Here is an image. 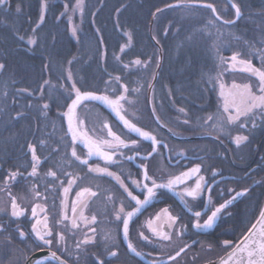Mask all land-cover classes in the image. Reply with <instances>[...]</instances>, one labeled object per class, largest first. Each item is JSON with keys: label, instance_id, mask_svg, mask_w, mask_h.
Returning a JSON list of instances; mask_svg holds the SVG:
<instances>
[{"label": "flooded vegetation", "instance_id": "flooded-vegetation-1", "mask_svg": "<svg viewBox=\"0 0 264 264\" xmlns=\"http://www.w3.org/2000/svg\"><path fill=\"white\" fill-rule=\"evenodd\" d=\"M45 86L46 84L41 85L37 94L33 93L34 91L32 90L21 92L20 89H27L25 84L23 88H15L14 91H18V96L31 97L32 100H27L26 103L18 102L19 99L17 101L16 99L12 100L10 101L9 110L7 111L6 109L5 111L4 109L3 111L1 109L0 112V126L3 128L0 132V189H5V177L9 171L19 169L20 172L24 173L23 176H18L16 181H9L7 189L0 190V207L8 208L7 214L10 216V200L7 193L11 191L12 195L17 197V202L26 210L24 216L20 217L19 220L11 217L10 219L13 222H18L15 227L12 224L11 229L14 232L18 233L17 227H19L26 234L24 240L19 238V234L17 236V243L24 244V248L21 247V249L24 252H27L26 250L28 249H34L28 257L41 251L36 248L39 242L35 240L34 235H29L31 225L35 222L31 216V208L35 203H40L42 207L46 208L49 225L53 228L54 235L56 231L63 230V225H57L55 221L59 218L61 201L64 199L63 189L59 181L63 180L64 186H67V181L71 178L64 175V171L72 173L73 176L83 178L76 181L67 196L69 205L68 215L70 217L72 215L71 204L76 199L78 191L84 187H88L92 191H96L98 195L96 197L85 196L82 198L88 205L82 209L84 215L89 219L95 216L96 222L94 224L90 223L88 227H85L83 222H80V229H72L70 232H65L67 252L58 249L54 240L50 250L57 251L58 255L60 253H68L70 257L76 258L78 256L79 259H85L88 261V264H94V252H99L100 257L105 259L108 264H147L149 260L153 259H156L158 264H206L220 258L226 252L223 246V234L226 235L227 230H230L231 227L233 228L230 221L235 216L239 207L245 205L247 202L249 191L259 184L261 180L260 173H264V122L258 119V126L255 129H252L250 124L243 129L232 126L230 128L231 136L225 133L217 139L216 133L210 128L212 121H209L207 125L203 122V118L208 115L196 116L194 119V122H197L196 125L193 123L192 118L190 119L187 115V119L191 123L185 125L183 123V120L186 118L184 114L179 112V109L172 110L171 107L167 106L172 105L173 100L172 96H169L166 91H158L155 94L156 101L153 103V90L149 92L150 87L148 86L146 96L144 97L145 100L141 102V105L140 98L143 94H128L129 99L135 101V107L125 105L130 114L126 118H130L133 123H136L143 130L151 131L161 142L157 153H154L152 158L147 161L149 174L158 180H166L170 176L179 175L181 172L199 165L201 167L200 175L204 176L203 184L205 189L197 200L185 197L187 205L181 201L180 196L167 190H161L162 194H158L151 204L145 206L133 217L129 224V240L138 251L144 253L142 257H138L129 252L127 248L128 241H125L123 237L122 222L115 219V210L119 209L121 202H123L126 211H130L135 202L127 198L126 193L123 192L112 178L88 173L87 166L80 165L78 161H75L71 157V148L69 147L71 137L70 135H66L68 127L67 118L61 115L62 112L67 110L65 107L66 99L64 100V96L62 97L58 93L54 95V101L46 100L44 91L47 95L53 94L54 85L47 86V89H44ZM42 87L43 92H41ZM117 87L119 88L117 94H119L123 89L120 86ZM130 87L145 89L143 85ZM49 88L52 90H48ZM29 92L31 95H29ZM216 94L218 110L212 114L220 115L222 100L219 97L218 84L216 86ZM201 95L203 98L206 97L205 93ZM67 100L70 102L69 99ZM45 102L49 104L47 116L41 115L39 110L40 105ZM143 103L145 109L143 108ZM30 104L32 107H29ZM150 106L151 109L153 107L156 108L161 121L167 127H161L156 123L152 117ZM176 111L180 113L178 116L174 113ZM188 111H186L187 114ZM4 113H7V116ZM17 113H23V115L18 116ZM77 113L79 118L85 121L84 127L89 131L90 135H94L93 129L96 130L95 134L98 135L101 122L107 121L113 131L121 134L122 138L127 135L139 141L140 156H137L134 161L117 157V159L121 160V163L118 165H108V167L117 174L122 173L121 178L125 180L129 189L133 191V194L140 195V198L143 199L140 190L131 184V180L142 179V170L139 165L141 157L151 150V143L128 133L127 129L107 109L94 102H85L77 110ZM169 128L172 131H169ZM260 128L261 130H259ZM106 131L105 129V134ZM237 134L248 135L249 140L237 147L232 139ZM6 136H10L9 142H5L4 140ZM41 141L44 143L41 144ZM29 143L36 147L37 155L41 157L38 176L35 178L27 176V173L31 171L32 163L31 153L27 147ZM164 145H167V147H164ZM75 147L79 155L82 157L86 156L87 149L82 144L77 143ZM53 149H57L58 151L54 152ZM123 151L128 155L133 154L128 149H123ZM65 153H67V156H65ZM180 153H183V155H179ZM62 159L72 162L71 164L65 163L62 169H58L55 165ZM89 164L93 167L97 165L101 167L105 166L104 161L97 156H93L89 160ZM50 168L57 171L58 179L45 175ZM194 181L195 177L189 180L187 185L181 184L177 186L176 192H182L186 186H194ZM33 184L36 185V190L42 194L41 197L33 198L31 195L30 189ZM245 188L249 189L247 194L237 197L229 205L228 209L220 214L213 228L197 230L193 227L196 220V217L193 215L195 211L201 212L200 221L203 222L207 219L208 215H211V211L215 207L231 199L237 191H242ZM207 189L211 191L209 192ZM230 189L234 191H230ZM108 196H112V202L107 200ZM165 208L173 216L179 218L172 229H167V225L165 224V230L171 231L173 234L171 242H163L156 239L146 226L147 220L154 219L156 214ZM80 211L81 209L78 207V214ZM38 214L40 216L43 215V213H39V210ZM162 219L166 220L164 217ZM4 221L1 220V222ZM65 223L68 222L66 221ZM159 223L157 222V225ZM2 224L6 225L5 223ZM6 227L10 228V224L6 225ZM92 228H95L96 231H90ZM141 231L149 236L153 240V243L142 240L139 235ZM181 231L183 235L177 236V232ZM72 233H75V235ZM85 234L94 237L96 243L82 246L80 250H77L75 248L76 241L82 239ZM106 234H111L113 240L106 242L104 240ZM106 243L109 248L117 251L118 255L116 257L107 255L105 249ZM185 245H191V247L181 253L176 260L169 259L170 256H174ZM50 250L47 246L43 249V251ZM149 252L152 253L151 256L147 255ZM26 260L23 264H25ZM42 262L43 264H55L50 260ZM68 264L70 263L68 262Z\"/></svg>", "mask_w": 264, "mask_h": 264}, {"label": "trees", "instance_id": "trees-1", "mask_svg": "<svg viewBox=\"0 0 264 264\" xmlns=\"http://www.w3.org/2000/svg\"><path fill=\"white\" fill-rule=\"evenodd\" d=\"M40 2L41 0H10L7 9L0 8V63L6 65L5 70L0 72V112L1 109L8 111L12 100L19 99L18 102L25 103L32 100L31 97L18 96L15 88H23L25 84L27 90L37 94L45 80L50 84H46L44 89L54 85L53 94L47 95L44 91L46 100H55L54 95L58 93L67 100L65 90H70L73 82L82 91L115 97L119 92V85L115 81L112 87L116 91L112 92L110 87L106 91V81L115 76L121 77V83L129 88V93L143 94L140 98L141 105L145 100L146 89L153 81L152 74L156 73L159 46L163 62L153 89V103L158 91H166L173 100L172 105L167 106L172 110H189L188 117L196 125V116L209 115L218 110L217 85L214 87L207 81L209 76L215 77L221 72L219 57L229 59L234 52H239L241 58H249L245 56L247 49L243 41L256 42L259 47V37L264 34V0H234L241 7L242 16L232 25L215 21L214 26L207 29L211 35L201 31L210 18L214 19L208 9L197 8L191 14L167 10L159 14L151 24L152 13L156 8L175 3L176 0H84L82 18L79 12L61 15L64 12L63 5L69 0H48L44 23L33 32L32 29L36 28L39 21ZM205 2L216 6L222 20L235 18L234 11L226 0ZM70 3L74 4L75 0H70ZM17 5L21 9L19 13L15 11ZM118 8L121 9L119 14L116 12ZM69 15L72 16L71 21L68 19ZM73 26L77 28L75 37L71 32ZM125 32L131 33L130 46H126L128 37ZM232 34L242 40H233ZM19 35L26 38L35 36L38 45L29 46L26 40L18 39ZM153 36L159 40L158 46L152 42ZM122 46H125L124 52L120 51ZM116 57L120 59L117 60ZM137 58L142 61H148L149 58L151 60L145 68L132 63ZM252 62L257 67L261 63L255 57ZM124 64L129 67L124 68ZM69 70L72 72V80L67 79ZM134 85H143L145 89L133 92L131 90L135 88L130 86ZM202 93L206 94L205 98ZM143 108L145 109L144 103ZM174 113L177 116L180 114L177 111ZM4 114L7 116V113ZM2 130L0 126V132ZM4 140L9 142L10 136H6ZM260 176L259 184L249 191L247 202L239 207L230 221L234 229L230 226L227 234H223L224 241L238 243L263 208L264 173H260ZM0 223L10 224L7 232L0 233V264H23L34 249H28L27 252L21 249L24 244L17 243L18 233L11 229L12 224L15 227L18 222H13L8 214L0 215ZM9 235L11 243L6 239ZM229 250L231 249H224V254ZM94 254L100 256L99 252ZM60 255L70 264H88L85 259L77 261L68 253Z\"/></svg>", "mask_w": 264, "mask_h": 264}, {"label": "snow or ice", "instance_id": "snow-or-ice-1", "mask_svg": "<svg viewBox=\"0 0 264 264\" xmlns=\"http://www.w3.org/2000/svg\"><path fill=\"white\" fill-rule=\"evenodd\" d=\"M231 8L234 9L235 18L232 20H223L225 25L235 24L236 21L242 16L241 7L238 3L234 2V0H230ZM10 6V0H0V8L7 9ZM85 2L84 0H75V3L72 4L66 2L63 5L64 12L61 15L65 14H75L77 12L80 13L81 18L84 14ZM48 8V0H41L40 2V15L39 21L36 25V28H33L32 31L36 32L37 28L41 24L44 23L45 13ZM204 8L211 11L214 19H209L207 25L204 29H201L202 32H207L208 27L214 26L215 21L221 20L222 17L218 14L217 8L214 4L205 2V0H176L175 3H168L165 6V9L156 8V11L152 13L154 19L157 18L158 13L164 12L166 9H173L177 11H185L189 14L193 12L194 9ZM15 11L19 13L21 11L19 5H17ZM121 9H116L117 14ZM69 21H71L72 16H68ZM178 31V29H177ZM72 35L75 37L77 35V28L75 26L71 29ZM99 32V29H97ZM128 37L127 45L130 46L132 36L130 32L124 33ZM208 35H211L210 32H207ZM165 35H167V30H165ZM233 40L239 42L242 40L241 37L232 34ZM18 39L21 41L26 40V43L29 46L38 45V39L35 36H28L27 38L23 35H19ZM153 39L159 43V40L155 36ZM191 39V37H189ZM102 42V41H101ZM259 47H257L256 42L244 40V47L247 49L245 56L249 58H241V54L239 52H234L228 60H225L224 57H219V66L221 67V72H218L215 77L209 76L208 83L213 84L215 87L217 84L219 86V97L222 100V105L220 106L222 111L220 115L211 114L203 118L204 124H208L209 121H212L210 128L213 132L216 133V138L219 139L221 135L227 133L231 136L230 128L235 126L237 128L243 129L251 124V128L255 129L258 124L257 120L259 119L261 122H264V34L259 37ZM125 46L120 48L121 52H124ZM259 58L261 63L260 66L257 67L253 64L252 58ZM117 60L120 57H116ZM148 61H142L137 58L132 61L133 64L137 66H143L147 68ZM71 64V61H69ZM228 64V68L224 69L222 66ZM159 60L156 62V67L158 68ZM47 67V65H46ZM128 64H124V68H128ZM6 65L4 63H0V72L4 71ZM238 71L241 73H247L248 79L243 83H237L233 81L230 85H226L223 82L222 72L223 71ZM152 78L155 79V73L152 74ZM254 78V79H252ZM67 79L72 80V72L69 70L67 73ZM115 81L123 91L119 94L115 95L113 98L110 94H97L94 91L81 90L76 86V83L73 82L70 90H65L68 96V100L65 101L66 111L62 112L61 115L67 118V132L66 135H70L71 143L69 147L71 148V157L74 158L75 161H78L80 165L87 166L88 173H94L99 176H107L112 178L119 187L126 193L127 198L130 201L135 202L134 206H132L130 211L125 210V206L123 202H121V206L118 210H115V219L117 221L122 222V232L125 241H128L127 248L129 252L133 253L135 256L142 257L144 253L137 250V248L133 245V243L129 240V224L132 221L133 217L137 215L145 206L151 204L153 199L157 197L158 194H162L161 190H167L168 192H172L175 195L180 196L182 202L187 205V201L185 197H190L192 200H197L205 191L204 189V176L200 175L201 167L196 165L188 169L187 171L181 172L179 175L170 176L166 180H158L154 176L149 174V168L147 161L152 158L154 153H157L158 146L160 145V141L157 139V136L154 135L151 131L143 130L141 127H138L136 123H133L128 117L130 114L126 109L125 105L130 107H135V101L129 99V88L121 83V77L115 76L112 77L109 81H106V91L110 87L112 92H115L116 89L112 87V83ZM44 84H50L49 81L45 80ZM151 88L152 85L149 84ZM21 92L28 91L27 89H20ZM43 87L41 88V92H43ZM133 92H138L139 89H132ZM7 95V93H5ZM29 95L31 93L29 92ZM86 101H97L100 104L106 106L115 114V116L119 119V121L123 124L124 128L127 129L128 133L135 134V136L141 138L143 141H149L151 143V150L146 152L140 161V169L142 170L141 175L142 179H132L131 184L135 186L136 189L140 190V193L143 195V199L140 198V195H134L133 191L129 189V186L125 183V180L121 178V174H117L114 171H111L108 165H118L121 163L120 159L117 157H121L128 161H134L137 156H140L141 153L139 151V141L137 139L131 138L127 135L122 138L121 134H117V132L113 131L112 127L109 125L107 121L101 122V127L99 129V134L96 135V130L93 129L94 135H90L89 131L85 129L84 124L85 121L80 119L77 113V110L83 105ZM29 107H32L30 104ZM49 108L48 103H43L40 105L39 110L41 115L47 116V109ZM179 112L183 113L186 117L183 120L185 125H189L191 121L187 119V112L184 108H180ZM152 116L155 118L156 122L161 127H167L161 121V117L157 114L156 108H152L151 112ZM18 116H22L23 113H17ZM134 115V114H133ZM106 131V134L104 130ZM169 131H172L169 128ZM110 138V139H109ZM234 143L237 147H239L242 143H245L249 140L248 135L237 134L232 137ZM44 142L41 141V144ZM80 143L84 148L87 149L86 156H81L78 154L75 145ZM29 152L31 153V171L27 173L29 177H37L38 176V167L41 164V157L37 155L36 147L29 143L27 145ZM167 147V145H164ZM123 149H128L132 152V155H128L123 151ZM53 151H58L57 149H53ZM179 155H183L180 153ZM67 156V153H65ZM97 156L101 158L105 166L101 167L99 165L93 167L89 164V160L93 157ZM72 161L67 159H62L57 162L55 167L58 169H62L65 163L71 164ZM24 173L20 172L19 169L16 171H9L7 176L5 177V189H7L9 181H16L18 176H23ZM48 177H52L53 179H58L57 171L52 170L51 168L45 174ZM64 175L71 177L67 181V186H64V181L60 180V186L63 189L64 199L61 201V212L59 218L55 221L57 225H63V230H58L53 232V228L49 225V217L46 214L47 210L45 207H42L40 203H35L31 208V216L34 218L35 222L31 225V232L29 235H34L37 243L36 248L43 251L44 247L47 246L49 250L55 240L57 248L63 252H67L68 249L66 247V235L65 232H70L72 229H80V222H83L85 227L88 225L94 224L96 222V217L92 216L90 219L86 217L83 213L84 208L88 205L82 198L85 196L88 197H96L98 193L96 191H92L91 188L84 187L80 191L76 193V199L72 201L71 204V217L68 215V201L67 196L71 191L73 185L77 180L83 179L80 176H73L72 173L64 171ZM215 175V173H213ZM195 177L194 186H186L183 188L182 192H176L177 186L184 184L187 185L189 180H192ZM0 189V190H5ZM209 192L210 189H207ZM230 191H234L231 190ZM249 189L245 188L242 191H237L235 195L225 202L221 203L218 207H215L214 210L211 211V215L207 216V219L203 222L200 221L201 212L195 211L193 215L196 217V220L193 224L197 230H208L213 228L214 224L218 220L220 214L228 209L229 205L233 203V201L237 197H242L247 194ZM31 195L33 198L41 197V193L36 190V185L33 184L30 189ZM8 197L10 200V217L16 218L19 220L20 217L24 216L25 209L21 207V205L17 202V197L12 195L11 191H8ZM46 199V197H45ZM107 200L112 202V196H108ZM78 207L81 211L78 214ZM43 213L42 216L38 214ZM191 210V209H189ZM0 213H8V208L0 207ZM162 217L166 218V220L162 219ZM179 218L173 216L167 208L162 209L160 213H157L154 219H149L146 221L147 229L152 233V236L156 239L163 242H171L173 240V234L171 231L165 230V224L167 225V229H172ZM68 223H65V222ZM157 222H160L157 225ZM183 227V226H182ZM7 227L0 223V233L7 232ZM17 231L19 234V238L24 240L26 238L25 232L17 227ZM90 231L95 232L96 229L92 228ZM75 235V233H72ZM140 238L142 240L147 241L148 243H153V240L144 234L143 231L139 233ZM183 235V232H177V236ZM6 239L8 243H11V236H7ZM104 240L106 242L112 241L113 237L111 234H106L104 236ZM95 238L90 237L87 234L84 235L82 239L76 241L75 248L80 250L82 246H86L89 244H95ZM224 248L231 249V251L227 252V258H221L220 264H264V208L259 210V215L255 220V223H252L250 227L247 229L246 234L243 235L242 239L238 243L233 244L232 241L225 240L223 241ZM191 247V245H185L180 248L179 251L176 252L174 256H170L169 259L176 260L177 257L181 255V253L185 252L187 248ZM105 249L107 251V255L110 257H116L118 255L117 251L109 248L107 243L105 244ZM86 251V249H84ZM148 256H151L152 253H147ZM50 258L54 259L57 264H68V261L62 259L60 255L57 254V251L50 250ZM27 264H43V262L39 259L33 261L32 258L27 257ZM77 261H79V257H76ZM94 264H108V262L101 258L99 255L94 257ZM147 264H158L156 259L149 260Z\"/></svg>", "mask_w": 264, "mask_h": 264}, {"label": "water", "instance_id": "water-1", "mask_svg": "<svg viewBox=\"0 0 264 264\" xmlns=\"http://www.w3.org/2000/svg\"><path fill=\"white\" fill-rule=\"evenodd\" d=\"M226 2L229 4V6L231 7V5H230V0H226ZM162 9H165V6L164 7H162ZM202 9H204V8H202ZM167 10H171V9H166L165 11H167ZM233 11H234V9H232ZM164 11V12H165ZM163 13V12H162ZM159 14H161V13H158L157 14V16L159 15ZM213 15V14H212ZM154 21V18H153V16L151 17V24H152V22ZM219 22H221V23H223V20L221 19V20H218ZM224 24V23H223ZM232 25V24H231ZM152 42L155 44V45H157L158 46V44H157V42H156V40H154L153 38H152ZM158 49H159V58H158V60H159V67L156 69V73H155V79H153V81H152V83H151V85H152V87L150 88V90H149V92L150 91H152V88L154 87V85H155V83H156V81H157V79H158V73H159V71H160V69H161V67H162V62H163V55H162V53H161V49H160V47L158 46ZM86 102H94V103H96V104H98L99 106H101V107H103V108H105V109H107L109 112H110V114L121 124V125H123L120 121H119V119L115 116V114L113 113V112H111V110L110 109H108L106 106H104V105H102V104H100L99 102H97V101H86ZM149 105H150V101H149ZM150 110H151V112H152V109H151V106H150ZM153 117V116H152ZM154 118V117H153ZM154 120H155V118H154ZM156 121V120H155ZM157 123V122H156ZM158 124V123H157ZM159 125V124H158ZM164 129V128H163ZM135 135V134H134ZM263 208H264V206H263ZM255 223V222H254ZM229 251H231V250H229ZM30 258H32V260L33 261H35V260H37V259H39V260H41V261H44V260H50V261H52V262H54L55 264H57V262L54 260V259H51L50 258V251H39V252H36V253H34L33 255H31L30 256ZM221 258H227V253L226 254H224L222 257H220V258H218V259H216V260H214V261H211V262H209V263H206V264H220V260H221ZM25 264H27V260H26V262H25ZM230 264H232V262H230Z\"/></svg>", "mask_w": 264, "mask_h": 264}, {"label": "rangeland", "instance_id": "rangeland-1", "mask_svg": "<svg viewBox=\"0 0 264 264\" xmlns=\"http://www.w3.org/2000/svg\"><path fill=\"white\" fill-rule=\"evenodd\" d=\"M225 60H228V59H225ZM222 67L224 69H227L228 68V64H225ZM222 78H223V82L225 84L230 85L233 81H235L237 83H243V82H245L248 79V74L241 73V72H238V71L234 72V71H231V70H227V71H223L222 72ZM152 90H153V88H152ZM221 104H222V101H221Z\"/></svg>", "mask_w": 264, "mask_h": 264}]
</instances>
